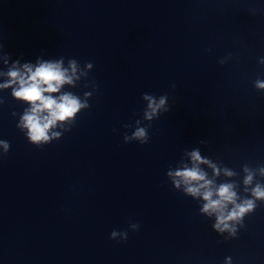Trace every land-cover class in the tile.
<instances>
[{
	"label": "clouds",
	"instance_id": "obj_1",
	"mask_svg": "<svg viewBox=\"0 0 264 264\" xmlns=\"http://www.w3.org/2000/svg\"><path fill=\"white\" fill-rule=\"evenodd\" d=\"M259 63L264 64V58H261ZM17 64L18 62L14 63L8 69L6 73L8 80L0 84V89L11 88L12 97L29 105L21 115L17 127L21 131L26 130L29 142L37 146L58 139L62 133L53 131V129L62 127L65 131H69L75 124L74 117L82 109L90 107L86 99L81 100L70 92L61 93L63 85L72 84L74 78L79 79L76 76V60L69 61L71 75H69V69L62 67V60L38 61L35 66L26 63L22 67H17ZM87 67L91 68L92 64L88 63ZM255 87L264 89V82L257 79ZM56 93L60 94L53 95ZM90 95L91 93H85L86 97ZM142 98L147 101V107L143 112L144 120L151 122L158 118L161 110L168 111V108L165 107L167 95L160 96L158 100L150 94H143ZM66 123L69 125L68 127H64ZM139 123L140 121L137 120L136 124ZM125 127H129V125H125ZM149 127H151V123L146 127H137L131 136L125 134V143L137 140L142 145L147 144ZM0 147L4 150L3 154H6L10 149V144L5 140H0ZM189 155L192 166L185 165L175 171L169 170L168 177L171 178L175 188L183 187L185 194L203 201L200 212L208 217H215V223L212 225L215 231L218 233L228 232L231 237L235 238L238 232L237 225L243 227L244 218L254 212L257 201L264 202V183L256 182L254 186L250 187L253 185L257 172L261 177H264V166L253 169L248 164L244 165V191L249 195L241 198L235 191L233 183H221L216 186L213 180L207 178V173L199 167L200 164H209L215 175H219V171L208 160L202 159L198 150H193ZM225 175L232 176L234 173L225 170ZM130 228L135 231L139 225L133 223L130 224ZM117 236H120V240L124 241L127 240L128 233L113 230L110 234V238L113 240H116ZM226 264H231V257L226 258Z\"/></svg>",
	"mask_w": 264,
	"mask_h": 264
}]
</instances>
